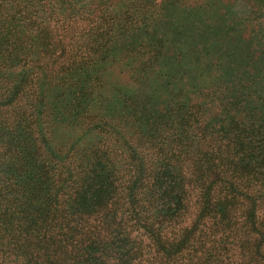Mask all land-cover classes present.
<instances>
[{
	"label": "trees",
	"instance_id": "1",
	"mask_svg": "<svg viewBox=\"0 0 264 264\" xmlns=\"http://www.w3.org/2000/svg\"><path fill=\"white\" fill-rule=\"evenodd\" d=\"M175 2L0 0V264H264V37L164 44Z\"/></svg>",
	"mask_w": 264,
	"mask_h": 264
},
{
	"label": "rangeland",
	"instance_id": "2",
	"mask_svg": "<svg viewBox=\"0 0 264 264\" xmlns=\"http://www.w3.org/2000/svg\"><path fill=\"white\" fill-rule=\"evenodd\" d=\"M212 2V0H178L174 4L173 13L169 14L170 17L166 21L168 25L163 23V29L157 30V37L164 39V44H170L172 37L179 34L178 39L172 42L183 46L186 50L192 46H198L202 50L209 44H222L223 50L220 54H224L229 44L240 46L259 44L264 37V20L256 19L252 5L263 6L260 4L264 0H214L218 7L212 4V7L207 8L208 10H194L199 4ZM209 59H211L210 64L216 63L218 56L212 55ZM129 80L128 69L121 66L112 69L113 84H125Z\"/></svg>",
	"mask_w": 264,
	"mask_h": 264
}]
</instances>
